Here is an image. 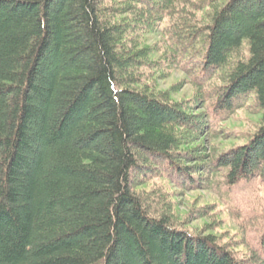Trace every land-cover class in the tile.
Instances as JSON below:
<instances>
[{
    "label": "trees",
    "instance_id": "trees-1",
    "mask_svg": "<svg viewBox=\"0 0 264 264\" xmlns=\"http://www.w3.org/2000/svg\"><path fill=\"white\" fill-rule=\"evenodd\" d=\"M173 70L189 99L159 87ZM250 102L246 141L204 144ZM220 171L264 181V0H0V264H249L141 189Z\"/></svg>",
    "mask_w": 264,
    "mask_h": 264
},
{
    "label": "rangeland",
    "instance_id": "rangeland-1",
    "mask_svg": "<svg viewBox=\"0 0 264 264\" xmlns=\"http://www.w3.org/2000/svg\"><path fill=\"white\" fill-rule=\"evenodd\" d=\"M235 18L237 28L249 22L246 14L237 13ZM146 38L148 44L162 42L159 33L149 34ZM162 53L160 50L154 57H160ZM157 76H160L157 83L161 89L174 88L170 94L173 100L189 99L195 92L190 79L182 72L158 71ZM250 106L236 109L216 125L217 135L206 137L209 139L204 144L222 152L246 141L260 125V112L252 107L251 102ZM223 174L220 171L211 178L212 183L206 182L189 189L175 187L155 176L147 178L141 189L168 191L176 226L200 235L210 233L218 242L225 244L238 260L257 264L251 256L256 251L264 257V181L254 175L227 185Z\"/></svg>",
    "mask_w": 264,
    "mask_h": 264
}]
</instances>
